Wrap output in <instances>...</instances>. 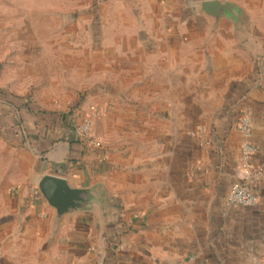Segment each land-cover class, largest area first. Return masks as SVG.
Instances as JSON below:
<instances>
[{"label": "crops", "instance_id": "obj_1", "mask_svg": "<svg viewBox=\"0 0 264 264\" xmlns=\"http://www.w3.org/2000/svg\"><path fill=\"white\" fill-rule=\"evenodd\" d=\"M195 1L91 0L74 31L0 33V264H264V0H233L251 36ZM44 172L107 183L119 210L102 244L91 213L53 230ZM238 182L257 203L229 201Z\"/></svg>", "mask_w": 264, "mask_h": 264}, {"label": "water", "instance_id": "obj_2", "mask_svg": "<svg viewBox=\"0 0 264 264\" xmlns=\"http://www.w3.org/2000/svg\"><path fill=\"white\" fill-rule=\"evenodd\" d=\"M195 10L213 17V27L222 18L231 20L234 30L247 36L252 34V18L247 10L233 0H196ZM261 42L260 39L249 40ZM37 185L43 197L54 209L52 228L57 230L63 217L91 213L99 226L98 240L102 244L115 226L119 210L118 198L104 180L89 185L79 184L71 177L53 172L39 175Z\"/></svg>", "mask_w": 264, "mask_h": 264}, {"label": "rangeland", "instance_id": "obj_3", "mask_svg": "<svg viewBox=\"0 0 264 264\" xmlns=\"http://www.w3.org/2000/svg\"><path fill=\"white\" fill-rule=\"evenodd\" d=\"M82 1L83 0H0V17L5 20L4 25L0 24V33L6 34V40H12L13 33L9 30H16L15 28L18 26L21 27L19 30H21L20 32L23 36H33L37 31L41 32L44 36V33L50 30V27H52V31L60 33L63 32L62 30L68 25L71 26L70 32L74 31L78 23L76 19L72 18L73 16L90 14L97 17V8L91 5V0H85L86 3H82ZM40 4L46 5L39 6ZM106 9L109 10V8ZM46 13L48 16H53L54 19L52 22L37 18V15L44 17ZM66 15H71L69 23L65 20ZM15 19L18 20V23L14 22ZM31 20L34 22H31ZM9 25L13 27H6ZM89 41L90 40L80 38L81 44L87 49L91 48L88 44ZM95 41H97V39ZM56 46L58 48L62 47V45L59 44H56ZM65 97L69 98L68 95H65ZM68 101H70V98ZM74 105L75 103L69 102V108ZM77 105L78 104H76V106ZM75 108H72L71 111L73 112ZM75 117L76 120L83 119V117H80L78 114L75 115ZM78 122L79 121H77L76 124Z\"/></svg>", "mask_w": 264, "mask_h": 264}, {"label": "built area", "instance_id": "obj_4", "mask_svg": "<svg viewBox=\"0 0 264 264\" xmlns=\"http://www.w3.org/2000/svg\"><path fill=\"white\" fill-rule=\"evenodd\" d=\"M92 115L91 117L83 122L77 123L75 125V130L78 135L84 139L94 142L93 133H92V123L94 118L100 112L99 106L93 104L91 106ZM241 131L243 133V140L241 142L242 150L246 158L255 151V145L251 142L252 135V120L250 114L245 113L240 118ZM259 200V195L247 184L245 183H234L231 187L229 193V201L237 205H253Z\"/></svg>", "mask_w": 264, "mask_h": 264}, {"label": "trees", "instance_id": "obj_5", "mask_svg": "<svg viewBox=\"0 0 264 264\" xmlns=\"http://www.w3.org/2000/svg\"><path fill=\"white\" fill-rule=\"evenodd\" d=\"M25 103V102H24ZM74 130H75V127H74ZM75 132H76V130H75ZM76 135H77V139L79 140V141H81V142H84L85 143V139L83 138V137H81L80 135H78L77 134V132L75 133Z\"/></svg>", "mask_w": 264, "mask_h": 264}]
</instances>
